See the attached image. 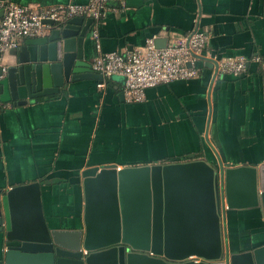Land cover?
<instances>
[{
	"label": "crops",
	"instance_id": "0c3cea01",
	"mask_svg": "<svg viewBox=\"0 0 264 264\" xmlns=\"http://www.w3.org/2000/svg\"><path fill=\"white\" fill-rule=\"evenodd\" d=\"M11 1L45 8L69 0ZM78 18L77 31L90 17ZM93 25L78 60L86 71H92L96 55ZM196 27L208 34L205 56L264 57V0H125L120 12H106L98 35L102 52H124L149 37L169 39ZM27 39L20 38L18 47ZM15 57L16 49L8 51L3 64L15 63ZM204 63L211 64L198 60L195 78L147 88L142 102L124 101L120 77L70 81L60 94L21 106L2 102L0 190L39 182L48 225L78 228L84 211L81 172L89 166L203 159L217 169L264 163V73L250 62L241 75L214 77ZM224 240L230 252L263 244L262 209L227 210Z\"/></svg>",
	"mask_w": 264,
	"mask_h": 264
},
{
	"label": "water",
	"instance_id": "95a60500",
	"mask_svg": "<svg viewBox=\"0 0 264 264\" xmlns=\"http://www.w3.org/2000/svg\"><path fill=\"white\" fill-rule=\"evenodd\" d=\"M80 21L70 18L16 48L15 63L0 67L1 102L21 106L60 94L70 81L103 79L79 68L93 20L77 31ZM166 43L155 39L158 48ZM81 177L78 228L48 225L39 182L0 190V264H264V243L230 252L224 240L227 210L260 207L264 216V163L109 164L89 166Z\"/></svg>",
	"mask_w": 264,
	"mask_h": 264
},
{
	"label": "built area",
	"instance_id": "2783aa9c",
	"mask_svg": "<svg viewBox=\"0 0 264 264\" xmlns=\"http://www.w3.org/2000/svg\"><path fill=\"white\" fill-rule=\"evenodd\" d=\"M109 2H115L116 6H110ZM124 8L125 0H88L86 3L69 0L65 4L45 8L0 0V10H3L0 16V67L4 72L3 57L8 51L18 47L20 38L43 36L73 17H90L94 22L91 38L96 48L90 67L103 79H109L113 75L123 76L122 93L127 103L144 101L147 88L197 77L200 73L197 61L200 59L211 62L214 77L225 74L241 75L246 72L250 62L256 63L264 73V57L260 55L221 58L205 56L208 34L199 27L172 36L162 48L156 47L157 37L152 36L142 46L130 51L102 52L98 35L99 24L107 11L118 13ZM46 20L53 23H47ZM102 85L103 83L99 84ZM4 107L6 104L0 102V109Z\"/></svg>",
	"mask_w": 264,
	"mask_h": 264
}]
</instances>
